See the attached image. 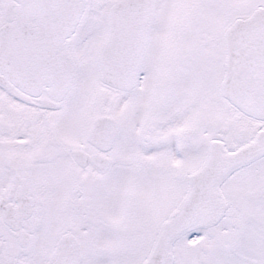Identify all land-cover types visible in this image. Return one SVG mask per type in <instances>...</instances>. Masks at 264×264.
<instances>
[{"label":"snow or ice","instance_id":"1","mask_svg":"<svg viewBox=\"0 0 264 264\" xmlns=\"http://www.w3.org/2000/svg\"><path fill=\"white\" fill-rule=\"evenodd\" d=\"M0 264H264V0H0Z\"/></svg>","mask_w":264,"mask_h":264}]
</instances>
